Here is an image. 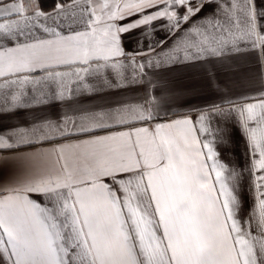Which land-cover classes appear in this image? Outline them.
Instances as JSON below:
<instances>
[{"label": "snow or ice", "instance_id": "obj_1", "mask_svg": "<svg viewBox=\"0 0 264 264\" xmlns=\"http://www.w3.org/2000/svg\"><path fill=\"white\" fill-rule=\"evenodd\" d=\"M157 24L163 39L125 51L123 35L147 37ZM166 48L168 59L193 61L264 54V8L256 0H56L48 11L40 0H0V106L71 104L122 82L146 91L0 133V150L31 138L56 145L28 157L31 176L0 189V264H264V84L195 118L166 119L167 97L148 79ZM216 117L240 124L247 163L239 171L216 150ZM245 173L254 198L247 219L238 191Z\"/></svg>", "mask_w": 264, "mask_h": 264}, {"label": "crops", "instance_id": "obj_2", "mask_svg": "<svg viewBox=\"0 0 264 264\" xmlns=\"http://www.w3.org/2000/svg\"><path fill=\"white\" fill-rule=\"evenodd\" d=\"M256 3L258 8H264V0H256ZM213 10L214 6L206 7L194 17V21L200 23L201 18L211 15ZM128 22L122 21V23ZM164 36V31L160 30L157 24L156 29L150 31L147 37L142 30H133L130 34L123 35L121 39L125 51L131 53L139 48L146 49L149 43L155 44ZM157 51H160L159 48ZM160 60L162 63L148 71V79L156 86L158 95L163 92L167 97V105L161 109L162 114L167 113L166 119L189 114L195 118L197 110L206 109L228 99L254 94L264 84V54L242 51L239 54H229L223 60L205 57L193 61L177 60L175 57L168 59L166 48L165 52L161 53ZM145 95L143 82L139 84L122 82L119 88L98 87L93 93L79 95L71 104L49 98L41 105L30 104L18 108L0 106V133L7 135L9 129L31 128L36 122L45 118L56 120L76 107L110 108L125 101H138ZM212 127L217 130L215 147L220 153L221 160L239 171L247 163V149L237 118L216 117ZM97 134L108 133L100 131ZM86 138L88 137H79V139ZM31 139L34 142L3 150L0 162V189L13 187L31 176L36 171V165L28 157L56 146L55 143H40L35 142V138ZM75 140L74 137L73 142ZM238 191L243 202L241 215L247 219L254 207L247 173L241 179ZM33 198L43 202V197Z\"/></svg>", "mask_w": 264, "mask_h": 264}, {"label": "trees", "instance_id": "obj_3", "mask_svg": "<svg viewBox=\"0 0 264 264\" xmlns=\"http://www.w3.org/2000/svg\"><path fill=\"white\" fill-rule=\"evenodd\" d=\"M40 3L45 9H52L56 3V0H40Z\"/></svg>", "mask_w": 264, "mask_h": 264}, {"label": "built area", "instance_id": "obj_4", "mask_svg": "<svg viewBox=\"0 0 264 264\" xmlns=\"http://www.w3.org/2000/svg\"><path fill=\"white\" fill-rule=\"evenodd\" d=\"M2 155H3V150H0V162H1Z\"/></svg>", "mask_w": 264, "mask_h": 264}]
</instances>
